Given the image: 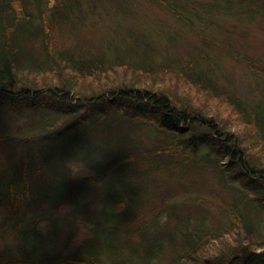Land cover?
<instances>
[{
  "label": "trees",
  "instance_id": "1",
  "mask_svg": "<svg viewBox=\"0 0 264 264\" xmlns=\"http://www.w3.org/2000/svg\"><path fill=\"white\" fill-rule=\"evenodd\" d=\"M30 2L39 11L43 0H0V109L27 115L24 128L16 137L9 132L0 134V155L5 156H0V160L6 161V168L0 173V226L7 232L12 228L23 244L20 258L5 257V253L0 256V264L136 263L138 258L124 256L117 248L119 244L113 241L114 230L109 223L119 219L132 205V198L124 196L125 190L141 173L134 172V175L128 168L135 163L151 166L155 161H163L166 152L196 159L202 153H209L208 162L218 168L228 184L241 185V193L229 212L232 226L243 218L239 204L250 198L249 191L255 194L254 198H261L260 206L264 210V159H259L261 166L256 165L244 141L227 131L219 117L191 107L192 100L181 95L182 87L148 86L144 82L134 83V79H111L113 75L107 74L111 70L116 74V66L142 74L145 67L138 60L123 55L111 57L114 59H75L69 53L56 51L50 29L41 16L35 24L26 12L25 6ZM158 2L176 11L165 0ZM58 12L57 8L52 11L54 16ZM32 35H39L44 43L45 56L40 62L23 47L25 39ZM253 66L259 74L264 72ZM160 68L164 71L156 69L157 74L169 73L189 81L199 90L219 96L213 76L194 70L188 62L177 60ZM65 72L79 80H98L104 88L95 94L74 93L72 79ZM42 74L52 76L40 81L37 77ZM104 81H109L106 88ZM223 95L236 109L239 121L252 124L256 136L252 142L264 151V101L247 111L241 98ZM25 111H32L38 117L28 119ZM135 124L144 125L159 135L158 142L150 147L134 144L130 130ZM74 160L84 161L94 175H72ZM99 197L108 204L94 211L100 217L90 213ZM63 203L71 204L69 215L57 212ZM78 214L84 215L91 234L84 238L79 251L67 254L64 248L73 236L69 226ZM207 234L216 238L209 241ZM217 236L220 235L210 231L204 234L200 230L192 238L186 236L173 264H227L230 251L218 248ZM29 238L37 245L30 244ZM154 248L139 259L157 258L159 243ZM260 248L246 252L242 263L264 264V247ZM218 251L219 256L215 253Z\"/></svg>",
  "mask_w": 264,
  "mask_h": 264
},
{
  "label": "rangeland",
  "instance_id": "2",
  "mask_svg": "<svg viewBox=\"0 0 264 264\" xmlns=\"http://www.w3.org/2000/svg\"><path fill=\"white\" fill-rule=\"evenodd\" d=\"M158 1L60 0L54 3L53 0H43L39 11L38 6L31 2L25 6V10L34 18L35 24L39 23L41 16L50 29L52 46L58 52L69 53L75 59H114L111 57L123 55L130 60H138L145 67L139 74L133 69L116 66V74L111 72L113 70L107 72L113 75L111 79H134V83L144 82L148 86L155 84L163 88L182 87L184 91L181 95L192 100L191 107L204 109L210 115L219 117L227 131L244 141L247 152L258 165L261 162L259 159H264V151L254 140L252 142L254 127L251 123L239 121L236 109L223 99V94L241 98L248 107L247 111L252 105L264 101V72L260 75L253 68V65H257L258 69H264L262 0H165L176 11H171ZM56 8L59 9L58 16L52 13ZM23 47L35 61L40 62L45 56L44 43L39 35L29 36ZM177 60L190 63L198 72L203 70L206 75H212L220 90L219 96L199 90L189 81L185 82L169 73H156V69L164 71L161 65ZM65 73L72 79L70 82L74 87L71 90L74 93L95 94L104 88L98 84V80H79L69 72ZM51 76L42 74L37 78L41 81ZM108 82L104 81V86ZM24 113L29 115L28 119L38 117L32 111ZM25 116L7 108L0 109V134L9 132L16 137L24 128ZM130 134L134 144L145 147L159 140V135L140 124H135ZM173 152H166L163 161H155L151 166L142 162L128 168L134 175V172L141 174L125 190L124 196L132 198V205L118 216L119 219L109 223L114 230L111 233L113 241L119 244L117 248L124 256L134 255L138 258L136 263L132 262L134 264H173L186 236L192 238V235L199 234V230L204 234L210 231L221 237L217 236L215 242L218 248L230 251L226 257L227 264H243L250 250L259 251L261 246L264 247L261 198H254L255 194L249 191L250 198L239 204L238 210L243 218L232 226L229 212L241 193V185L228 184L218 168L208 162L211 159L209 153H202L196 159ZM0 156L5 157L3 154ZM224 162L227 163L228 159ZM5 163V158L0 160V173L6 168ZM71 165L74 176L94 175L92 168L84 161L74 160ZM94 205L90 213L100 217L94 211L108 204L99 197ZM71 208L70 203H63L57 212L69 215ZM86 224L84 215L78 214L69 226L73 236L64 248L67 254L79 251L84 238L91 234ZM1 229L0 226V256L6 253L5 257L20 258L22 240L12 228L9 232ZM208 236L209 241L216 238ZM27 240L37 245L31 238ZM155 243L160 245L158 257L141 261L140 256L155 249ZM81 251L85 253L83 249ZM215 253L220 255L219 251Z\"/></svg>",
  "mask_w": 264,
  "mask_h": 264
}]
</instances>
